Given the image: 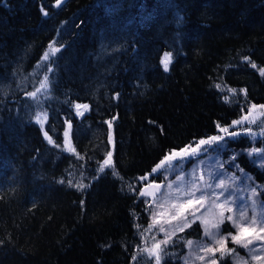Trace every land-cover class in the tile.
<instances>
[{
  "label": "trees",
  "instance_id": "1",
  "mask_svg": "<svg viewBox=\"0 0 264 264\" xmlns=\"http://www.w3.org/2000/svg\"><path fill=\"white\" fill-rule=\"evenodd\" d=\"M55 1L0 0V264H182L202 226L152 253L140 192L168 153L244 116L264 154V0ZM237 161L264 200V166ZM226 248L216 264L242 251Z\"/></svg>",
  "mask_w": 264,
  "mask_h": 264
},
{
  "label": "rangeland",
  "instance_id": "2",
  "mask_svg": "<svg viewBox=\"0 0 264 264\" xmlns=\"http://www.w3.org/2000/svg\"><path fill=\"white\" fill-rule=\"evenodd\" d=\"M78 104L88 106L87 109L83 107L77 109L75 107L74 114L80 117L81 115L78 113L84 114L89 110L90 106L87 102ZM254 115L252 114V116ZM44 118L45 115L43 113L37 114L35 117L40 125L45 121ZM221 128H227L229 133L236 132L238 135L231 136L221 131ZM218 131L215 135L197 139L183 148L175 149L176 152H179L181 149L187 148L191 152L192 149L197 148L201 140H208V138L214 136L223 137L222 140L215 143L200 145L195 154H190L183 158L178 157L171 161L170 165L165 162L156 172H153V169L157 165L154 166L149 174H159L162 179L160 181L154 179L142 188L145 192L152 193V195H145L144 197L150 203V214L154 225H157V229L153 233L158 240L171 237L181 231V228H186L185 224L190 225L192 221H197L202 226L201 237L191 240L192 244L190 246L188 244V248L182 256V264H210V261L215 260V256L212 253L202 250L206 246L216 247L209 236L205 234L206 229L213 233L217 231L211 228V225L220 219L219 212L221 209L215 205L224 204L225 200H227L228 204L225 208H232L231 212L224 210V221L230 223V228L222 230L224 222L219 225L220 235L228 237L227 241L231 243L233 242L228 233L236 235L238 229L226 217L231 215L235 220L240 216L241 211H244L249 219L253 216H256L258 221L264 219V200L258 194L261 187L237 161L239 154L243 153L253 165L259 168L264 166V154H262V151L251 152L252 149H260L254 143L256 136L246 132V129L238 128L237 125L230 127L220 126ZM66 132L69 134L68 128L63 133V139L66 146H68L70 140H68V135H65ZM242 134L248 136L251 144L242 149L230 146L228 140L240 137ZM221 182H223L224 187H217ZM156 185H159L158 190L155 187ZM252 189L256 190V195L254 196ZM202 197L203 199H201ZM161 205L163 206L161 207ZM210 209L211 211H209ZM178 212L182 213V215L177 219H172ZM161 227L165 229L164 232L160 231ZM255 227L258 231L261 227L260 223L258 222ZM255 234L252 233L249 238ZM239 245L242 246L241 244ZM155 251L152 245L151 252L155 253ZM198 257H203V259H198ZM232 264H264V240L254 239L253 243L249 244L248 247L242 246V251L232 257Z\"/></svg>",
  "mask_w": 264,
  "mask_h": 264
},
{
  "label": "snow or ice",
  "instance_id": "3",
  "mask_svg": "<svg viewBox=\"0 0 264 264\" xmlns=\"http://www.w3.org/2000/svg\"><path fill=\"white\" fill-rule=\"evenodd\" d=\"M58 2H59V0H58ZM164 67H165V70H167L168 64L165 63ZM252 67L255 68L256 65L253 64ZM261 74L264 75V69H261ZM46 86H47L46 84H42L41 85L42 88H44ZM217 87H219V85H217ZM231 91L235 92L234 89L231 90ZM241 91H244V90H241ZM31 95H35V93H33ZM75 107L77 109H79L81 107H83L84 109L88 108L87 105H79V104L75 105ZM256 107H257L256 105H252V109H255ZM259 107L264 109V105H261ZM78 114L82 115V113H78ZM249 115H251V110L249 111ZM248 119H249L248 116H244L240 120L233 121L232 123L234 125L241 124L245 120H248ZM249 122H255V121L251 120ZM109 126L111 127V124H109ZM218 127H220V126L218 125ZM69 128H71V124L70 123H69ZM221 131H223V132H225V133H227V134H229L231 136L238 135V133H236V132L229 133L227 128H221ZM246 131L251 132L250 129H246ZM262 134H264V133H262ZM65 135L67 136L68 133L66 132ZM222 139H223V137H221V136H214V137L208 138V140H201L199 142V144L197 145V148L196 149H192L191 152H189V150L187 148L181 149L179 152H176L175 150H173V152L171 154L165 156L164 160H162L161 163L158 164L156 166V168L153 169V172H156L158 169H160L165 164V162H168L169 165H170L171 161L177 159L178 157L179 158H183V157H186V156H188L190 154H195L196 151L199 149L200 145L215 143V142L220 141ZM73 151H74V149H73ZM260 151H262V150L261 149H252L251 150V152H260ZM251 152H250V154H251ZM111 157H112V153L109 152L107 154V158L103 161V163L100 166V171L101 172L104 171L105 166H110L111 165ZM233 159H235V157H233ZM141 179H146V177H142ZM155 187L157 188V190L159 189V185H156ZM169 187H171V185H169ZM217 187H224L223 182H221L219 185H217ZM252 194H253V196L256 195V190L255 189H252ZM140 195H142V196L152 195V193L145 192L144 190H141ZM201 199H203V197ZM227 204H228V201L225 200L224 204L215 205L216 207L221 209V211L219 212L220 219L218 220V222L213 223L211 225V228H214L217 231L215 233H213L212 231L206 229L205 234L207 236H209L210 240H212L214 242L216 247L215 248H213L211 246L204 247L202 250L207 252V253L214 254L215 252L219 251L223 255L225 251H227V252L234 251L233 249H227L226 248V241H227L228 237L220 235V233H219V225L222 224L224 222V219H225L224 210H226L228 212L232 211L231 207L225 208V206ZM162 206L163 205H161V207ZM209 211H211V209ZM180 215H182V213L178 212L176 216L172 217V219H177ZM226 219L229 220V221H232L233 222V226L238 229L236 235H233L232 233H228V236L231 237L233 243L241 244L244 247H248L249 244L253 243L254 239L255 240H264V219H260L258 221L256 216H253L251 219H249L247 217V214L244 211H241L240 216L237 219H235V220L233 219V217L231 215L226 217ZM258 222L260 223L261 227L257 231V228L255 226L257 225ZM205 223H207V222L205 221ZM187 226H190V225L185 224V227H187ZM180 230L182 231L183 229L181 228ZM160 231L164 232L165 229L163 227H161ZM252 233H256V234L254 236H251V238H249V236ZM169 239H170V237H166L163 241L157 242L156 244L153 245V249L154 250H159L160 249V245L161 244L167 245L168 242H169ZM187 243L190 246L192 244V241H188ZM198 259H203V257H198ZM156 264H160V256H159V254H156ZM210 264H216V261L212 260V261H210Z\"/></svg>",
  "mask_w": 264,
  "mask_h": 264
},
{
  "label": "water",
  "instance_id": "4",
  "mask_svg": "<svg viewBox=\"0 0 264 264\" xmlns=\"http://www.w3.org/2000/svg\"><path fill=\"white\" fill-rule=\"evenodd\" d=\"M63 1H65V0H59V2H58V0H56L55 2H54V5H56V6H58L60 3H62Z\"/></svg>",
  "mask_w": 264,
  "mask_h": 264
}]
</instances>
